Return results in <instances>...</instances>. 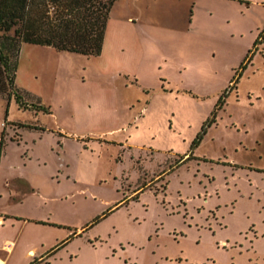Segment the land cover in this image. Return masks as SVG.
Wrapping results in <instances>:
<instances>
[{
  "label": "rangeland",
  "instance_id": "1",
  "mask_svg": "<svg viewBox=\"0 0 264 264\" xmlns=\"http://www.w3.org/2000/svg\"><path fill=\"white\" fill-rule=\"evenodd\" d=\"M263 30L264 0H115L97 56L22 43L6 264H264Z\"/></svg>",
  "mask_w": 264,
  "mask_h": 264
},
{
  "label": "trees",
  "instance_id": "2",
  "mask_svg": "<svg viewBox=\"0 0 264 264\" xmlns=\"http://www.w3.org/2000/svg\"><path fill=\"white\" fill-rule=\"evenodd\" d=\"M114 2L0 0V94L8 98L13 96L20 107H28L23 100V92L15 83L22 43L47 45L87 56L99 55ZM11 31L13 34H9ZM263 38L264 30L257 42Z\"/></svg>",
  "mask_w": 264,
  "mask_h": 264
},
{
  "label": "crops",
  "instance_id": "3",
  "mask_svg": "<svg viewBox=\"0 0 264 264\" xmlns=\"http://www.w3.org/2000/svg\"><path fill=\"white\" fill-rule=\"evenodd\" d=\"M3 221L2 220V217H0V222ZM12 242L11 241H6L4 242V244L1 246V248H3L4 250H6L7 252H9L11 250V247H12ZM26 254H35V250L30 248L27 250ZM7 257H8V254L6 256H2L0 255V264H6V261H7Z\"/></svg>",
  "mask_w": 264,
  "mask_h": 264
},
{
  "label": "built area",
  "instance_id": "4",
  "mask_svg": "<svg viewBox=\"0 0 264 264\" xmlns=\"http://www.w3.org/2000/svg\"><path fill=\"white\" fill-rule=\"evenodd\" d=\"M2 124L4 125V122Z\"/></svg>",
  "mask_w": 264,
  "mask_h": 264
}]
</instances>
